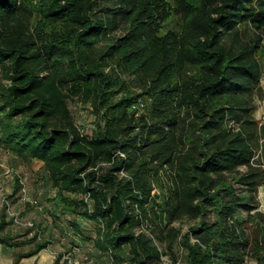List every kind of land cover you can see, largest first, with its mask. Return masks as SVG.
<instances>
[{"label": "trees", "instance_id": "16d2710c", "mask_svg": "<svg viewBox=\"0 0 264 264\" xmlns=\"http://www.w3.org/2000/svg\"><path fill=\"white\" fill-rule=\"evenodd\" d=\"M260 55L264 0H0V145L44 162L55 198L95 225L111 264H161L158 241H176L184 217L200 218L181 237L187 264H240L249 239L239 215L257 207L264 180L251 166L261 145L264 156L251 125ZM73 99L102 118L92 136ZM5 212L0 244H33L12 264L48 247L39 225L12 236Z\"/></svg>", "mask_w": 264, "mask_h": 264}, {"label": "rangeland", "instance_id": "374dc122", "mask_svg": "<svg viewBox=\"0 0 264 264\" xmlns=\"http://www.w3.org/2000/svg\"><path fill=\"white\" fill-rule=\"evenodd\" d=\"M122 29L113 30L114 33ZM242 39L249 40L254 36L250 26L241 28ZM261 56L262 77L260 88L256 90L251 98L253 106L252 126L260 136L264 135V55ZM7 81L0 75V84ZM132 85H135L131 82ZM138 90L136 87H132ZM150 101L148 98L139 99L133 107H139V112L147 111ZM72 115L84 134L92 136L97 126L102 124L100 118L90 104L83 103L78 99L70 100ZM235 126L236 123L233 122ZM260 139V143H262ZM262 145L256 151L251 161V166L259 169L264 175V156ZM248 166H242L241 172H246ZM20 181V189L15 191V186ZM240 187L239 184H235ZM242 188L238 189V192ZM56 189L49 180L48 172L44 162L37 159H24L17 154L4 149L0 145V216L6 209V219L11 222L6 227L12 236H20L19 239L33 237L39 225L42 233L38 240L50 239L51 242L46 249L39 254L32 256L30 260L24 258L19 264H53L59 254L62 258L59 264H111L110 256L102 253L95 245L96 227L91 221L76 216L60 199L55 198ZM257 207L251 212L243 211L239 215L242 226L246 231V238L249 245L244 251V260L240 264H259L256 252V243L263 236L262 225H264V180L256 191ZM7 206V208H4ZM253 216V218H251ZM214 214H208V219H214ZM198 219L187 217L178 219L172 226L180 231V236L170 244V238L165 237L158 241V246L164 252L161 264H187V249L181 244V237L190 231L193 226L199 223ZM80 222L82 232L77 231L73 224ZM32 223V224H31ZM32 229V230H31ZM31 230V231H30ZM30 232L27 234V232ZM144 231L140 228L138 233ZM81 233V234H79ZM18 239V238H17ZM191 240L195 241L194 234ZM262 246L264 244L261 242ZM33 244H24L21 247H9L0 244V264H12L17 251H28Z\"/></svg>", "mask_w": 264, "mask_h": 264}, {"label": "crops", "instance_id": "0c3cea01", "mask_svg": "<svg viewBox=\"0 0 264 264\" xmlns=\"http://www.w3.org/2000/svg\"><path fill=\"white\" fill-rule=\"evenodd\" d=\"M30 259H31V257L27 258V260H30Z\"/></svg>", "mask_w": 264, "mask_h": 264}, {"label": "built area", "instance_id": "2783aa9c", "mask_svg": "<svg viewBox=\"0 0 264 264\" xmlns=\"http://www.w3.org/2000/svg\"><path fill=\"white\" fill-rule=\"evenodd\" d=\"M32 224V223H31Z\"/></svg>", "mask_w": 264, "mask_h": 264}]
</instances>
